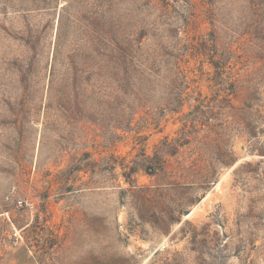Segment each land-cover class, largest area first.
I'll return each instance as SVG.
<instances>
[{"label": "rangeland", "instance_id": "rangeland-1", "mask_svg": "<svg viewBox=\"0 0 264 264\" xmlns=\"http://www.w3.org/2000/svg\"><path fill=\"white\" fill-rule=\"evenodd\" d=\"M92 11L0 0V264H264V0H143L132 84Z\"/></svg>", "mask_w": 264, "mask_h": 264}, {"label": "trees", "instance_id": "trees-1", "mask_svg": "<svg viewBox=\"0 0 264 264\" xmlns=\"http://www.w3.org/2000/svg\"><path fill=\"white\" fill-rule=\"evenodd\" d=\"M143 0H92L94 69L117 81L132 84V78L149 69L144 64L156 59V48L142 42ZM58 38V36H57ZM157 44V43H156ZM58 42L55 45V51ZM60 48V44H59Z\"/></svg>", "mask_w": 264, "mask_h": 264}]
</instances>
